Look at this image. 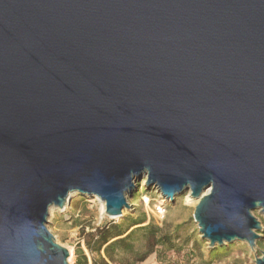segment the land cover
<instances>
[{
	"label": "water",
	"instance_id": "obj_1",
	"mask_svg": "<svg viewBox=\"0 0 264 264\" xmlns=\"http://www.w3.org/2000/svg\"><path fill=\"white\" fill-rule=\"evenodd\" d=\"M145 178L209 249L256 246L264 0H0V264H69L50 209L122 218Z\"/></svg>",
	"mask_w": 264,
	"mask_h": 264
},
{
	"label": "rangeland",
	"instance_id": "obj_2",
	"mask_svg": "<svg viewBox=\"0 0 264 264\" xmlns=\"http://www.w3.org/2000/svg\"><path fill=\"white\" fill-rule=\"evenodd\" d=\"M137 189L132 196H128L131 209L124 211L122 218L112 219L106 214L103 203L98 198L73 194L71 200L67 202L63 209L52 207L48 219L47 228L54 235L58 244L70 251L69 264H76L78 250L83 249L87 252L90 262L94 260V255L88 250L84 234L92 233L96 228L108 223H121L124 217H139L145 213L149 221H154L157 225L165 226L167 230L173 231L175 227L184 225L187 234L194 235V238H202L199 227L194 221V212L197 201L191 199L190 193L179 196L175 201L166 200L164 205L166 213L163 217L156 214L154 206L163 201L162 195L155 186L148 187L146 178L136 182ZM85 198L82 200L81 198ZM193 200V201H192ZM254 216L262 223L263 230L258 234L260 240L256 246L251 248L245 242H235L226 244L223 247L229 248V255L215 264H256V260L261 258L264 253V215L261 211L254 212ZM205 241V240H204ZM205 252L208 251L210 244L205 241ZM189 247V249H191ZM71 259V260H70ZM144 264H201L196 254L189 259L184 254L173 255L167 260L151 258Z\"/></svg>",
	"mask_w": 264,
	"mask_h": 264
},
{
	"label": "trees",
	"instance_id": "obj_3",
	"mask_svg": "<svg viewBox=\"0 0 264 264\" xmlns=\"http://www.w3.org/2000/svg\"><path fill=\"white\" fill-rule=\"evenodd\" d=\"M187 230L184 225L167 230L149 221L145 213L139 217H124L119 224L111 222L84 234L94 260L90 262L80 249L76 264H144L151 258L167 260L180 254L189 259L196 254L201 264H215L229 255L228 247L217 246L205 252V241L187 234Z\"/></svg>",
	"mask_w": 264,
	"mask_h": 264
},
{
	"label": "built area",
	"instance_id": "obj_4",
	"mask_svg": "<svg viewBox=\"0 0 264 264\" xmlns=\"http://www.w3.org/2000/svg\"><path fill=\"white\" fill-rule=\"evenodd\" d=\"M162 197V196H161ZM163 201H160L156 206H154L156 214L160 215L161 217L164 216V214L166 213V208L164 205V198L162 197Z\"/></svg>",
	"mask_w": 264,
	"mask_h": 264
},
{
	"label": "bare ground",
	"instance_id": "obj_5",
	"mask_svg": "<svg viewBox=\"0 0 264 264\" xmlns=\"http://www.w3.org/2000/svg\"><path fill=\"white\" fill-rule=\"evenodd\" d=\"M190 193V192H189ZM208 193V192H207ZM190 196H191V194H190ZM191 199H192V197H191ZM193 201V200H192ZM195 201V200H194ZM103 205H104V207H105V210H106V206H105V204L103 203ZM123 215H124V213H123ZM254 215V214H253ZM71 260V259H70Z\"/></svg>",
	"mask_w": 264,
	"mask_h": 264
},
{
	"label": "crops",
	"instance_id": "obj_6",
	"mask_svg": "<svg viewBox=\"0 0 264 264\" xmlns=\"http://www.w3.org/2000/svg\"><path fill=\"white\" fill-rule=\"evenodd\" d=\"M85 251V250H84ZM85 254H87V252L85 251ZM80 259L82 258V255H80V257H79Z\"/></svg>",
	"mask_w": 264,
	"mask_h": 264
}]
</instances>
